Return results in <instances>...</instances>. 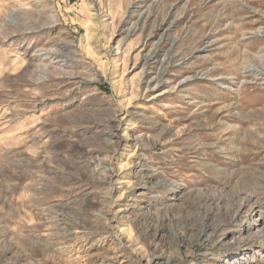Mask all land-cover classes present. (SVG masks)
<instances>
[{
	"label": "rangeland",
	"instance_id": "obj_1",
	"mask_svg": "<svg viewBox=\"0 0 264 264\" xmlns=\"http://www.w3.org/2000/svg\"><path fill=\"white\" fill-rule=\"evenodd\" d=\"M0 264H264V0H0Z\"/></svg>",
	"mask_w": 264,
	"mask_h": 264
},
{
	"label": "bare ground",
	"instance_id": "obj_2",
	"mask_svg": "<svg viewBox=\"0 0 264 264\" xmlns=\"http://www.w3.org/2000/svg\"><path fill=\"white\" fill-rule=\"evenodd\" d=\"M150 36L147 35V38H149ZM149 58V57H147ZM147 61L148 60H145L144 63H143V70H142V74H144V68H145V65H147ZM165 73V70H164V67H162L160 65V67L158 68V70L155 72V74L153 76H150V77H146L145 79H143V76H141L139 79H138V85L142 86L145 90L146 89H151V88H154L156 86H158L159 82L161 81V76ZM160 182V181H159ZM160 184H164L166 186H171L172 184L170 182H168V180L166 179H163L161 180ZM242 206V205H241ZM240 213H242L241 211L237 210L236 211V216H238ZM254 224V222L252 223ZM217 232V231H216ZM215 232V233H216Z\"/></svg>",
	"mask_w": 264,
	"mask_h": 264
}]
</instances>
